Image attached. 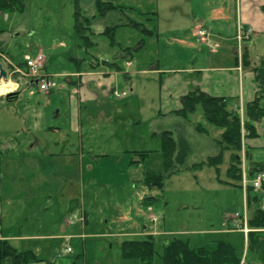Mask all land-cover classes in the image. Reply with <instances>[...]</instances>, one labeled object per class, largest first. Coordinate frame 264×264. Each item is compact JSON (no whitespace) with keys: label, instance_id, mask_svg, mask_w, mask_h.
<instances>
[{"label":"rangeland","instance_id":"rangeland-1","mask_svg":"<svg viewBox=\"0 0 264 264\" xmlns=\"http://www.w3.org/2000/svg\"><path fill=\"white\" fill-rule=\"evenodd\" d=\"M190 2L202 18L208 17L213 7L223 5V0H118L132 20L154 34L131 27L119 29L116 40L122 47L135 48L139 40L146 42L145 48L133 53L132 68L125 58L115 57L121 53L120 46L111 50L107 38L99 35L108 23L104 19L96 18L91 24L96 34L91 39L97 45L88 50L80 46L76 12L94 15V0H31L24 13L0 15L5 55L13 63L24 64L42 52L46 60L41 75L53 77L58 83L48 94L41 93L27 84L28 76L21 75L17 97L12 101L3 97L0 102V135L10 143L9 153L0 164V188L4 189L0 227L7 235L43 234L52 221H61L65 227L71 218L76 222L70 227V235L80 234V239L55 241L53 246L52 241L32 243L48 261L61 260L71 248L72 252L66 254L74 264H142L124 260L121 243L147 240L155 232L159 238L155 237L153 264H162L163 245L175 239L189 240L192 248L208 251H213L217 242L228 240L242 264L244 260L264 264L263 255L249 248L242 233H225L242 225L245 214L250 220L258 208L264 209V188L249 191L250 201L255 197L258 200L248 205L242 181L228 175L234 152L221 149L224 130L206 121L201 106L188 119L164 113L162 84L165 90L172 89L175 78L167 81L168 75L148 73L126 80L119 74L114 89L128 96L116 98L98 92L97 99L83 102L78 101L77 88L70 83L76 73L81 76L92 71L87 64L94 61H116L124 73L140 67L151 70L158 64L161 69L183 67V55L171 52L168 34L179 25L174 18L166 19V12L191 10ZM158 11L159 15L154 14ZM75 58L85 62L79 70ZM5 69L14 68L7 62ZM9 81L13 87L8 91L13 94L17 80ZM75 125L82 131L73 129ZM164 131L176 139L183 134L193 151L182 171L165 177L160 191L146 187L144 175L148 171L165 174L159 135ZM35 140L42 147L32 155L25 154V144ZM63 140L68 141L63 144ZM243 146L244 152L239 155L252 185L250 169L254 164L264 166V130L260 139H246ZM43 152L59 156L34 160ZM141 152L146 154L145 161L133 163L141 160ZM220 152L222 162L218 167L205 163ZM200 163H204L201 168L193 167ZM7 197L11 199L8 202ZM48 202H54L53 209L43 211L38 207ZM84 220L88 223L82 229Z\"/></svg>","mask_w":264,"mask_h":264},{"label":"crops","instance_id":"crops-1","mask_svg":"<svg viewBox=\"0 0 264 264\" xmlns=\"http://www.w3.org/2000/svg\"><path fill=\"white\" fill-rule=\"evenodd\" d=\"M191 3L192 2H190L191 10L174 11L173 14L166 12V19L174 18L179 25L176 30L168 34H171V38L169 39L170 45L172 46L171 52H177L183 55V67L179 69H161L158 64L157 67L151 70L140 67L124 73L119 63V68L113 70L107 66L105 67V65H100L95 70L88 71L81 74V76L79 73H76L77 77L70 80V83L73 86L75 85L74 88H77V90L74 91L78 94V101L95 100L98 98L96 95L98 92L102 93L104 96L110 95L109 91L116 87L115 85L117 84V77L119 74L124 75L126 80H129L132 76L160 73L161 75H168V78L170 77L167 81H171V78L176 79L172 89L165 90L166 85L162 84V107L165 109L164 113L167 115L174 114L181 110L183 108L182 99L188 93L196 89H200L214 97H224L231 103L232 107L239 109L240 112L244 111L246 105L254 100L258 91V86L253 68L245 67L243 57L248 58L252 66H257L264 62V0H223L222 6L213 7V12L209 13L208 17L204 18L200 17L198 13L194 11ZM159 13L160 11L154 14L159 15ZM200 25L205 26L210 31L208 42L200 40L196 35V30ZM143 27L145 26L143 25ZM118 31L119 29L116 31V36ZM247 32H250L251 36L240 43L238 40L240 33L246 34ZM140 41L141 40L136 43L137 46L135 48L130 46L122 47L119 42L120 48H118L121 53L115 57L125 58L128 62L127 65L132 68L133 53L141 51L146 46V42L140 43ZM126 48H128V54L122 51ZM239 49L241 50V55H238V53L240 54ZM130 50L131 52H129ZM7 62L16 64L13 63L14 61L10 56L0 53V65H3L5 68ZM184 75L190 79H184L182 77ZM15 87V89H18L19 85L15 84ZM1 100L2 95H0V102ZM78 107H80V105ZM256 128L259 136L251 140L261 138V130H264V119L256 124ZM73 129L77 131L78 129L80 130V127L75 125ZM63 141V144H66L68 140ZM82 143L83 141H81V144ZM9 144L8 142L6 143V140H2L0 135V164L1 159L5 160L6 158L3 156L9 153ZM40 145L41 142L39 140L27 142L22 151L25 154L32 155L30 153L39 149ZM40 147H42V145ZM83 152L84 151L81 150V157H84ZM60 154L62 155L64 152ZM57 156L59 155L55 153L43 152L39 155V158H35L34 160L52 159ZM3 195L4 189L0 188V202L3 200ZM9 200L11 199L7 197L6 202ZM38 207L43 211H48V209L54 208V202L41 204ZM2 211L3 206L0 208V216H2ZM68 211L69 210H67V212ZM68 221H66L68 226L65 224V227L61 221L57 223L52 221L49 226V231L43 234L25 235L24 233L17 232L18 234L14 233L7 235L6 231L1 226L0 239L8 240L18 251L34 252L41 261L33 264H74L73 259L68 256L69 254L66 251L64 252L66 256L61 258V260L48 261L47 257L45 258L44 255L39 253L38 248L34 249V247H32V243L35 244L36 241L40 240L52 241L53 246L55 241L64 239L69 242L70 240L80 239V234L75 233L70 235L71 225H69ZM84 222V225L81 227L82 229L86 228L88 223L87 220H84ZM58 224L60 227H56ZM239 227L238 225L236 229L225 231V233L232 234L237 232L242 233L244 236L242 229H239ZM149 235L159 238L158 234L155 232ZM160 240L164 242L162 239ZM124 241H122V243ZM187 242L190 244L189 240ZM83 248L86 256V247L84 246Z\"/></svg>","mask_w":264,"mask_h":264},{"label":"trees","instance_id":"trees-1","mask_svg":"<svg viewBox=\"0 0 264 264\" xmlns=\"http://www.w3.org/2000/svg\"><path fill=\"white\" fill-rule=\"evenodd\" d=\"M31 0H0V15L12 12L24 13L28 10V5ZM78 1V0H77ZM96 13L90 17L84 16L79 10L76 12V29L81 41V47L91 49L97 45L91 39L95 37V33L91 29L92 21L96 18L106 20L105 29L99 35H104L110 49H115L119 43L116 40V31L122 27H131L140 30L147 35L153 34L147 30L143 25L135 22L128 17L126 10L118 5V0H94ZM4 31L0 29V35ZM143 42V41H142ZM140 41V43H142ZM128 54V48L122 50ZM131 52V50L129 51ZM0 53L7 54L6 44L0 38ZM78 70L84 65V60L75 58L73 60ZM245 67H252L255 73V80L258 86V91L254 100L246 105L244 114L240 113L239 109L231 106V103L224 97H214L200 89H196L188 93L183 99V108L177 112L185 119L189 115L195 113L198 106L202 107L204 117L211 125L223 128L222 141L219 144L222 150H232L234 154L231 158V164L228 169V175L234 180H242V160L240 153L243 149V142L246 139H255L259 136L256 124L264 119V62L252 66L248 58L243 57ZM21 67L24 64H18ZM105 65L110 69H118V62L111 63L110 60L104 62L94 61L87 64L91 70H95L98 66ZM15 80L21 85L22 77L16 75ZM21 78V79H20ZM30 86H35V82L27 81ZM17 93L8 94L5 98L9 101L15 99ZM201 132H206L205 129L198 127ZM162 141L161 154L163 157V165L165 174H158L155 172H146L144 175V184L150 189H164L165 177H170L182 171L192 154V146L183 134H179L177 139L172 136L171 132L164 131L159 134ZM141 160H136L133 163L139 164L145 161L146 154L139 153ZM222 162V152L217 156L210 157L205 162L208 166L218 167ZM204 163L195 164L193 167L198 169ZM187 169V168H186ZM264 171V166L254 164L250 169V176L254 178L257 172ZM254 190L252 186H248L246 192L247 204L251 201H257L255 197L250 201L249 191ZM152 199V198H151ZM244 223V219L243 222ZM248 228L251 230L247 235L249 248L252 251L258 250L264 259V209L258 208L250 220H248ZM121 254L124 260H138L142 264H153L154 256L156 255V241L155 237L148 235L147 240H126L121 244ZM162 264H242L234 246L230 241H219L213 251H208L205 248L195 249L184 240H172L163 245ZM41 260L32 251L21 252L18 251L8 240L0 239V264H33ZM264 261V260H263ZM243 264H252L246 262Z\"/></svg>","mask_w":264,"mask_h":264},{"label":"built area","instance_id":"built-area-1","mask_svg":"<svg viewBox=\"0 0 264 264\" xmlns=\"http://www.w3.org/2000/svg\"><path fill=\"white\" fill-rule=\"evenodd\" d=\"M196 35L198 36V38H200L202 41L204 42H208V39L210 37V31L205 28L204 26L200 25L197 30H196ZM251 35L250 32H247L246 34H241L239 35V42L241 43L244 39H248V37ZM45 60L46 57L42 52H39V54L36 56V58L34 59H29L26 62V68L28 70L27 73L23 72V70L21 68H19L18 66H13V70L9 72V76H13V75H24V76H28L29 78L33 79L36 81L38 89L40 92L42 93H49L52 90L56 89L58 86L57 81L53 78V77H49V76H44L41 75L42 70L44 69L45 66ZM112 94V96L116 97V98H122V97H126L127 93L126 92H119L118 90H111L110 91V95ZM244 178H243V185L246 188L248 181L245 177V173H244ZM253 187L257 190L262 189L263 185H264V171L263 172H258L256 174L255 179L252 181ZM247 219L245 217V223H246ZM76 221L74 219H71L69 221L70 225H73ZM248 229L247 227L245 228V232L246 234L248 233ZM67 252H71V249H67Z\"/></svg>","mask_w":264,"mask_h":264},{"label":"water","instance_id":"water-1","mask_svg":"<svg viewBox=\"0 0 264 264\" xmlns=\"http://www.w3.org/2000/svg\"><path fill=\"white\" fill-rule=\"evenodd\" d=\"M7 71L4 69L2 65H0V83L7 78Z\"/></svg>","mask_w":264,"mask_h":264},{"label":"clouds","instance_id":"clouds-1","mask_svg":"<svg viewBox=\"0 0 264 264\" xmlns=\"http://www.w3.org/2000/svg\"><path fill=\"white\" fill-rule=\"evenodd\" d=\"M6 90H9L8 85L0 83V94H2Z\"/></svg>","mask_w":264,"mask_h":264},{"label":"bare ground","instance_id":"bare-ground-1","mask_svg":"<svg viewBox=\"0 0 264 264\" xmlns=\"http://www.w3.org/2000/svg\"><path fill=\"white\" fill-rule=\"evenodd\" d=\"M2 84H6V83H4V82H2ZM8 85V89H10L11 87H13L12 85H10V84H7ZM8 90H6V91H4V93H6ZM3 94V93H2Z\"/></svg>","mask_w":264,"mask_h":264}]
</instances>
